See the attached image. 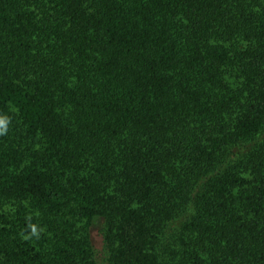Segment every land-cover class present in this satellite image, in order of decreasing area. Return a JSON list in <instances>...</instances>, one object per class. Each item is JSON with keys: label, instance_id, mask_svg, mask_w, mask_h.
I'll return each mask as SVG.
<instances>
[{"label": "trees", "instance_id": "1", "mask_svg": "<svg viewBox=\"0 0 264 264\" xmlns=\"http://www.w3.org/2000/svg\"><path fill=\"white\" fill-rule=\"evenodd\" d=\"M0 123V264H264V0H0Z\"/></svg>", "mask_w": 264, "mask_h": 264}, {"label": "rangeland", "instance_id": "2", "mask_svg": "<svg viewBox=\"0 0 264 264\" xmlns=\"http://www.w3.org/2000/svg\"><path fill=\"white\" fill-rule=\"evenodd\" d=\"M3 124L0 123V131L3 129ZM179 224V221H175L174 224H172V228L169 230V234H174L175 231L179 228V225L176 227V225ZM102 220H97L93 223L91 227V237L93 241V245L96 250V256L100 264H105L106 261V248H105V242L102 232Z\"/></svg>", "mask_w": 264, "mask_h": 264}, {"label": "clouds", "instance_id": "3", "mask_svg": "<svg viewBox=\"0 0 264 264\" xmlns=\"http://www.w3.org/2000/svg\"><path fill=\"white\" fill-rule=\"evenodd\" d=\"M33 231L35 232V229H33Z\"/></svg>", "mask_w": 264, "mask_h": 264}]
</instances>
